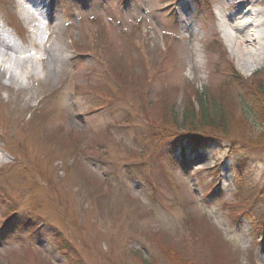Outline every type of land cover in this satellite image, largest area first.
I'll use <instances>...</instances> for the list:
<instances>
[{
	"label": "rangeland",
	"instance_id": "rangeland-1",
	"mask_svg": "<svg viewBox=\"0 0 264 264\" xmlns=\"http://www.w3.org/2000/svg\"><path fill=\"white\" fill-rule=\"evenodd\" d=\"M15 1L0 0V70L17 77L0 82V264H264V59L232 55L214 14L235 8L52 0L26 24ZM203 91L231 120L193 152L176 127Z\"/></svg>",
	"mask_w": 264,
	"mask_h": 264
},
{
	"label": "bare ground",
	"instance_id": "bare-ground-1",
	"mask_svg": "<svg viewBox=\"0 0 264 264\" xmlns=\"http://www.w3.org/2000/svg\"><path fill=\"white\" fill-rule=\"evenodd\" d=\"M221 4L230 3V8L235 7V12L242 11L243 7H246L247 14L250 16L253 24L251 25L248 22H243L240 20V23L234 22V14H225L217 13L218 15V28L221 29V32L226 40V42L231 46L232 55L238 63L242 66L243 70L252 71L261 65L262 60L264 59V19L262 18V11L256 8V0H220ZM16 4L22 6L24 13V20L27 24L35 23L36 19L34 18L35 13L39 12L44 8L41 0H16ZM52 7V6H51ZM50 7V8H51ZM40 13V12H39ZM29 19V20H28ZM229 26L224 29V25ZM2 42L6 39L0 36ZM8 41V40H6ZM9 44L6 42L3 46ZM245 46V47H244ZM13 48V46H11ZM6 50V49H5ZM54 56L56 55V49H54ZM58 53V52H57ZM7 71L0 70V82L6 80V84L13 85L17 83V77L12 72L6 74ZM30 78L32 77L29 74ZM51 78L52 75L49 74Z\"/></svg>",
	"mask_w": 264,
	"mask_h": 264
},
{
	"label": "trees",
	"instance_id": "trees-1",
	"mask_svg": "<svg viewBox=\"0 0 264 264\" xmlns=\"http://www.w3.org/2000/svg\"><path fill=\"white\" fill-rule=\"evenodd\" d=\"M169 52H171V50ZM80 57H81V54H80ZM230 69L231 71L229 73L228 82L231 83V80H230L231 76H235L236 74L234 73L235 71L233 67ZM226 76L228 77V75ZM239 83H237V85H239ZM205 95L206 94L203 91L200 93V95L194 98L195 104L197 105L196 106L194 104L190 105V108L186 110L184 113L181 126L176 127L177 132L179 130L180 132L184 133L182 136H187V137L182 138L183 145L187 144L185 142H189L190 144L188 145H191V148L188 150H191V151L193 149L195 150L196 147L209 148L210 146H213L211 142L212 141L214 142V140L218 141V138H213L215 137L214 135L226 134L227 124L229 120H231V118H225L226 114H222L218 111L216 104L213 102V100H212V103L207 105ZM170 111L171 110H169V112ZM255 119L257 120L256 116H255ZM170 121H172V119H170ZM173 121H172V124H175ZM169 123L171 124V122ZM257 123H258V126L260 127H261V124H264V123H260L259 121ZM180 136L181 135H179V137ZM179 148L181 152V158L183 162L185 163L186 162L185 161L186 160L185 159L186 149L184 147H179ZM226 148H227V152L231 153V155L232 153L238 152L240 150V148L237 147V143H231ZM185 164L187 165V163ZM62 248H60V251L62 250Z\"/></svg>",
	"mask_w": 264,
	"mask_h": 264
}]
</instances>
